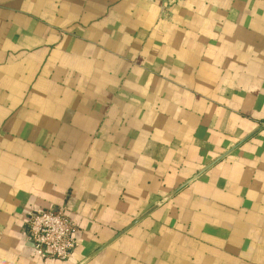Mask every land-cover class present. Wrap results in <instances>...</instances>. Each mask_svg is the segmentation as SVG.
<instances>
[{"label":"crops","instance_id":"crops-1","mask_svg":"<svg viewBox=\"0 0 264 264\" xmlns=\"http://www.w3.org/2000/svg\"><path fill=\"white\" fill-rule=\"evenodd\" d=\"M0 264H264V0H0Z\"/></svg>","mask_w":264,"mask_h":264},{"label":"built area","instance_id":"built-area-1","mask_svg":"<svg viewBox=\"0 0 264 264\" xmlns=\"http://www.w3.org/2000/svg\"><path fill=\"white\" fill-rule=\"evenodd\" d=\"M75 233V226L62 212L39 211L28 220L29 240L44 261L68 260L77 246Z\"/></svg>","mask_w":264,"mask_h":264}]
</instances>
